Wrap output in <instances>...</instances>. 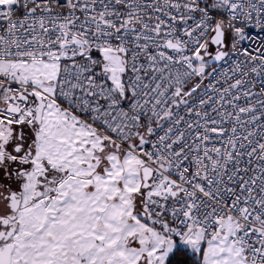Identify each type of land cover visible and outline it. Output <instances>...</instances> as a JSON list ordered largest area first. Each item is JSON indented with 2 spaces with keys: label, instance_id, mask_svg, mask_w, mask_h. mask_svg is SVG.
Masks as SVG:
<instances>
[{
  "label": "snow or ice",
  "instance_id": "obj_1",
  "mask_svg": "<svg viewBox=\"0 0 264 264\" xmlns=\"http://www.w3.org/2000/svg\"><path fill=\"white\" fill-rule=\"evenodd\" d=\"M0 264H264V0H0Z\"/></svg>",
  "mask_w": 264,
  "mask_h": 264
}]
</instances>
